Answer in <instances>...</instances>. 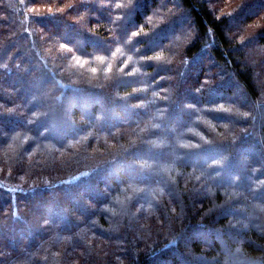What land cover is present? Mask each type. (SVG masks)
<instances>
[{"label": "trees", "instance_id": "1", "mask_svg": "<svg viewBox=\"0 0 264 264\" xmlns=\"http://www.w3.org/2000/svg\"><path fill=\"white\" fill-rule=\"evenodd\" d=\"M224 3L0 0V264H264V0Z\"/></svg>", "mask_w": 264, "mask_h": 264}, {"label": "rangeland", "instance_id": "2", "mask_svg": "<svg viewBox=\"0 0 264 264\" xmlns=\"http://www.w3.org/2000/svg\"><path fill=\"white\" fill-rule=\"evenodd\" d=\"M228 2H230V0H226V3H224V5L225 4H227ZM254 18V17H253ZM251 19L250 20V22H248V23H246L245 25H246V27H247V30H250V29H252L253 28V23L255 22V21H258V18L256 19V18H254V19ZM255 20V21H254Z\"/></svg>", "mask_w": 264, "mask_h": 264}, {"label": "snow or ice", "instance_id": "3", "mask_svg": "<svg viewBox=\"0 0 264 264\" xmlns=\"http://www.w3.org/2000/svg\"><path fill=\"white\" fill-rule=\"evenodd\" d=\"M102 59V58H101Z\"/></svg>", "mask_w": 264, "mask_h": 264}]
</instances>
